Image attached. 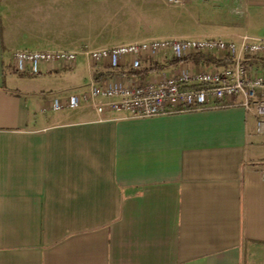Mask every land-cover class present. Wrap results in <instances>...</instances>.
<instances>
[{
	"label": "crops",
	"instance_id": "1",
	"mask_svg": "<svg viewBox=\"0 0 264 264\" xmlns=\"http://www.w3.org/2000/svg\"><path fill=\"white\" fill-rule=\"evenodd\" d=\"M243 35L264 38V0H0V264H264V130L251 116L47 111L87 90V58L26 76L11 60Z\"/></svg>",
	"mask_w": 264,
	"mask_h": 264
},
{
	"label": "built area",
	"instance_id": "2",
	"mask_svg": "<svg viewBox=\"0 0 264 264\" xmlns=\"http://www.w3.org/2000/svg\"><path fill=\"white\" fill-rule=\"evenodd\" d=\"M78 54L87 58L92 72L87 90L64 102L52 101L47 111L87 106L101 117L121 112L133 118H150L238 107L254 119L256 132L263 133L264 73L251 69L249 63L264 60V38L162 39L80 53L16 50L11 60L14 72L26 76L38 74L42 66L70 70ZM200 56L224 59L228 64L209 67L193 60ZM169 62H173L170 68L158 69ZM103 69L115 75L96 79L95 73Z\"/></svg>",
	"mask_w": 264,
	"mask_h": 264
},
{
	"label": "trees",
	"instance_id": "3",
	"mask_svg": "<svg viewBox=\"0 0 264 264\" xmlns=\"http://www.w3.org/2000/svg\"><path fill=\"white\" fill-rule=\"evenodd\" d=\"M193 60L196 62V63H199L200 61L203 60L204 63L206 64H214L218 67H224L228 64V62L224 59H214V58H202V57H194ZM262 65L264 66V60L262 61ZM144 73H147L146 71Z\"/></svg>",
	"mask_w": 264,
	"mask_h": 264
},
{
	"label": "rangeland",
	"instance_id": "4",
	"mask_svg": "<svg viewBox=\"0 0 264 264\" xmlns=\"http://www.w3.org/2000/svg\"><path fill=\"white\" fill-rule=\"evenodd\" d=\"M164 7L166 8L167 7V5H166V3L164 2ZM195 16H197V15H195ZM183 18V20L181 21V24H182V27L178 30V32L180 33V34H190L189 33V31H187L186 30V28L187 27H183V26H187V24H190V21H188L187 20V18H186V16L184 15V17H182ZM183 22V23H182ZM188 22V23H187Z\"/></svg>",
	"mask_w": 264,
	"mask_h": 264
}]
</instances>
